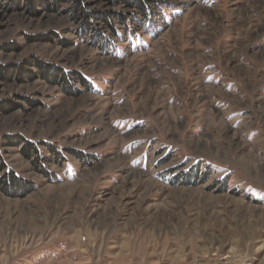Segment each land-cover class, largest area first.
Returning a JSON list of instances; mask_svg holds the SVG:
<instances>
[{
    "label": "rangeland",
    "instance_id": "1",
    "mask_svg": "<svg viewBox=\"0 0 264 264\" xmlns=\"http://www.w3.org/2000/svg\"><path fill=\"white\" fill-rule=\"evenodd\" d=\"M134 1L0 0V264H264V0Z\"/></svg>",
    "mask_w": 264,
    "mask_h": 264
},
{
    "label": "trees",
    "instance_id": "2",
    "mask_svg": "<svg viewBox=\"0 0 264 264\" xmlns=\"http://www.w3.org/2000/svg\"><path fill=\"white\" fill-rule=\"evenodd\" d=\"M110 2H112V3H115V2H117V0H109ZM136 2V4H137V6H138V8H143V6L145 5V4H143V2H141V0H135L133 3L132 2H129L130 4H134ZM56 75L57 74H53L52 76L53 77H56Z\"/></svg>",
    "mask_w": 264,
    "mask_h": 264
},
{
    "label": "bare ground",
    "instance_id": "3",
    "mask_svg": "<svg viewBox=\"0 0 264 264\" xmlns=\"http://www.w3.org/2000/svg\"><path fill=\"white\" fill-rule=\"evenodd\" d=\"M139 175H140V173H138V172H136V173L134 172V173H133V176H135V177H136V176H139Z\"/></svg>",
    "mask_w": 264,
    "mask_h": 264
}]
</instances>
